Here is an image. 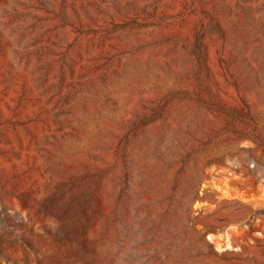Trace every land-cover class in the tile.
Masks as SVG:
<instances>
[{
	"label": "rangeland",
	"instance_id": "374dc122",
	"mask_svg": "<svg viewBox=\"0 0 264 264\" xmlns=\"http://www.w3.org/2000/svg\"><path fill=\"white\" fill-rule=\"evenodd\" d=\"M0 264H264V0H0Z\"/></svg>",
	"mask_w": 264,
	"mask_h": 264
}]
</instances>
